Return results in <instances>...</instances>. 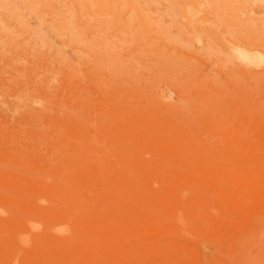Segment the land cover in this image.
I'll return each mask as SVG.
<instances>
[{
    "label": "rangeland",
    "instance_id": "rangeland-1",
    "mask_svg": "<svg viewBox=\"0 0 264 264\" xmlns=\"http://www.w3.org/2000/svg\"><path fill=\"white\" fill-rule=\"evenodd\" d=\"M0 264H264V0H0Z\"/></svg>",
    "mask_w": 264,
    "mask_h": 264
},
{
    "label": "bare ground",
    "instance_id": "bare-ground-1",
    "mask_svg": "<svg viewBox=\"0 0 264 264\" xmlns=\"http://www.w3.org/2000/svg\"><path fill=\"white\" fill-rule=\"evenodd\" d=\"M261 64V63H260Z\"/></svg>",
    "mask_w": 264,
    "mask_h": 264
}]
</instances>
